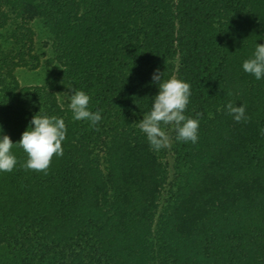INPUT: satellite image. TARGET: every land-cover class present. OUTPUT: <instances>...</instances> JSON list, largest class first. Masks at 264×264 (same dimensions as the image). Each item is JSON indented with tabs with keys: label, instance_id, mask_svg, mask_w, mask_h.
<instances>
[{
	"label": "trees",
	"instance_id": "obj_1",
	"mask_svg": "<svg viewBox=\"0 0 264 264\" xmlns=\"http://www.w3.org/2000/svg\"><path fill=\"white\" fill-rule=\"evenodd\" d=\"M257 44L264 0H0V137L18 142L37 114L67 127L47 175L15 147L0 172V264H118L122 218L142 219L149 264H264V78L242 67ZM42 65L50 80L20 83L18 69ZM157 70L191 85L185 115L200 121L195 144L165 129L163 163L136 126ZM70 89L91 97L97 125L73 119ZM181 236L198 259L171 245Z\"/></svg>",
	"mask_w": 264,
	"mask_h": 264
},
{
	"label": "clouds",
	"instance_id": "obj_2",
	"mask_svg": "<svg viewBox=\"0 0 264 264\" xmlns=\"http://www.w3.org/2000/svg\"><path fill=\"white\" fill-rule=\"evenodd\" d=\"M243 70L253 75L257 80L264 78V44H257L253 56L243 62ZM158 82L159 92L154 97L150 112L136 123V126L146 135L150 147L159 151L171 146L169 132L165 129L171 126L176 133V140L181 142H198L199 119L185 115L191 96V85L176 77L162 80L158 70L152 77ZM71 94L64 95L70 101L69 109L73 119L90 121L97 125L102 116L99 111L89 110L91 97L82 90L70 89ZM227 114L237 123L247 122L246 106H236L232 102L226 105ZM197 113V116H201ZM29 127L22 133L21 139L13 143L8 135L0 137V172H12L18 163L13 148H20L26 154V161L21 164L24 170L48 174L54 157L63 156L62 144L66 139L67 127L63 118L47 115L33 116ZM2 131V127H0ZM264 132V129L261 130Z\"/></svg>",
	"mask_w": 264,
	"mask_h": 264
},
{
	"label": "rangeland",
	"instance_id": "obj_3",
	"mask_svg": "<svg viewBox=\"0 0 264 264\" xmlns=\"http://www.w3.org/2000/svg\"><path fill=\"white\" fill-rule=\"evenodd\" d=\"M51 69L52 68L48 65H42L35 70L20 68L17 70V76L21 84L44 83L51 79ZM152 152H154V154L159 158V161L163 163L164 158L161 156L159 157L157 154L159 151L152 149ZM120 213L125 214L123 211ZM129 219L131 218L129 217ZM142 224L144 228V223H142L141 218L139 224H136V220L132 222V220L129 221L126 218L125 220L122 218L121 222L114 224L117 226L112 231V235H117V238L115 239L116 242L114 241V256L119 260L118 264H149V246L146 244V241H144V236H140L138 232L140 227H142ZM159 228L161 229L160 225ZM183 229V231L187 230V233L190 235L192 234L193 228L190 226V224L187 225V228L183 227ZM180 238L181 240L178 237L172 238L173 242L171 245L180 248L181 253L183 252L182 256H184V259H198L199 257H196L197 253L195 254L194 251L196 246L194 245V238H191L190 236H181ZM166 239L168 240L169 237L166 236ZM179 259L183 258H181L179 255ZM227 259L228 258L222 257V262L226 264Z\"/></svg>",
	"mask_w": 264,
	"mask_h": 264
}]
</instances>
